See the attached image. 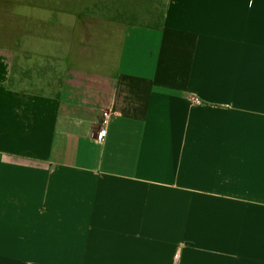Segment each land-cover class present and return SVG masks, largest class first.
<instances>
[{"label":"crops","instance_id":"crops-1","mask_svg":"<svg viewBox=\"0 0 264 264\" xmlns=\"http://www.w3.org/2000/svg\"><path fill=\"white\" fill-rule=\"evenodd\" d=\"M69 44L0 58V264H264V0H168L114 76Z\"/></svg>","mask_w":264,"mask_h":264},{"label":"rangeland","instance_id":"rangeland-1","mask_svg":"<svg viewBox=\"0 0 264 264\" xmlns=\"http://www.w3.org/2000/svg\"><path fill=\"white\" fill-rule=\"evenodd\" d=\"M51 5L0 0L1 60L6 57L11 62V59L20 56L23 44L70 42L76 69L98 68L105 74L112 73L108 76H114L117 65L125 58L122 52L126 47L138 42L145 29L157 30L151 25H131L95 16H78L73 11L48 7ZM39 56L48 59L43 52ZM20 57L23 59V56ZM107 92L111 96L114 93L113 89ZM105 112L110 115L108 111ZM101 118L102 115L100 121Z\"/></svg>","mask_w":264,"mask_h":264},{"label":"trees","instance_id":"trees-1","mask_svg":"<svg viewBox=\"0 0 264 264\" xmlns=\"http://www.w3.org/2000/svg\"><path fill=\"white\" fill-rule=\"evenodd\" d=\"M24 3L73 11L78 16H95L107 21L160 27L168 0H22ZM150 26V27H151ZM48 61V60H47Z\"/></svg>","mask_w":264,"mask_h":264},{"label":"built area","instance_id":"built-area-1","mask_svg":"<svg viewBox=\"0 0 264 264\" xmlns=\"http://www.w3.org/2000/svg\"><path fill=\"white\" fill-rule=\"evenodd\" d=\"M110 120H111L110 115L107 112H104L102 114V120L100 123L104 132L107 131V127L109 126Z\"/></svg>","mask_w":264,"mask_h":264}]
</instances>
